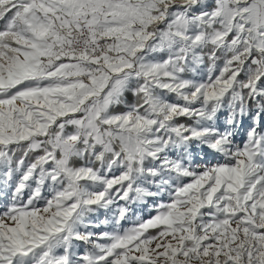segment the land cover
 <instances>
[{
	"label": "snow or ice",
	"instance_id": "snow-or-ice-1",
	"mask_svg": "<svg viewBox=\"0 0 264 264\" xmlns=\"http://www.w3.org/2000/svg\"><path fill=\"white\" fill-rule=\"evenodd\" d=\"M0 264H264V0H0Z\"/></svg>",
	"mask_w": 264,
	"mask_h": 264
},
{
	"label": "rangeland",
	"instance_id": "rangeland-1",
	"mask_svg": "<svg viewBox=\"0 0 264 264\" xmlns=\"http://www.w3.org/2000/svg\"><path fill=\"white\" fill-rule=\"evenodd\" d=\"M222 119H223V117H222ZM241 138H242V137H241ZM138 214L142 215L143 218L146 219L150 213H149L147 210H144L143 213H138ZM101 219H103V216H101ZM125 226H126V227H127V226H131V221H129ZM97 231H99V229H97Z\"/></svg>",
	"mask_w": 264,
	"mask_h": 264
},
{
	"label": "trees",
	"instance_id": "trees-1",
	"mask_svg": "<svg viewBox=\"0 0 264 264\" xmlns=\"http://www.w3.org/2000/svg\"><path fill=\"white\" fill-rule=\"evenodd\" d=\"M132 97H131V95H129V101L131 102L132 101ZM117 111H123V108L121 107L120 109H117Z\"/></svg>",
	"mask_w": 264,
	"mask_h": 264
}]
</instances>
